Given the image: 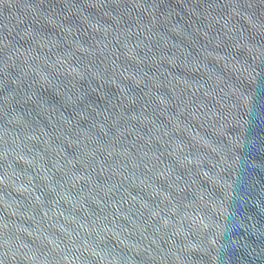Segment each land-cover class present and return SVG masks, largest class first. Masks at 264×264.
<instances>
[{"label": "water", "instance_id": "1", "mask_svg": "<svg viewBox=\"0 0 264 264\" xmlns=\"http://www.w3.org/2000/svg\"><path fill=\"white\" fill-rule=\"evenodd\" d=\"M0 264H264V0H0Z\"/></svg>", "mask_w": 264, "mask_h": 264}]
</instances>
